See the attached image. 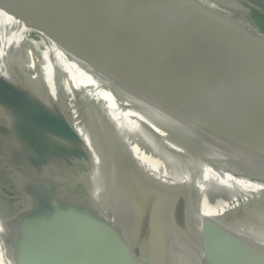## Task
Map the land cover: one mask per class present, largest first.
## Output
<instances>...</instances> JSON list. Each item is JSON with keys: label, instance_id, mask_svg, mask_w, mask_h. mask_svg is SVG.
Segmentation results:
<instances>
[{"label": "water", "instance_id": "95a60500", "mask_svg": "<svg viewBox=\"0 0 264 264\" xmlns=\"http://www.w3.org/2000/svg\"><path fill=\"white\" fill-rule=\"evenodd\" d=\"M66 1L7 0L5 4L0 0V10L21 20L27 28L46 19L51 30L65 41L68 52H73L75 45L92 62L150 90L153 99L174 113L188 152L195 151L196 143L193 123L184 108L264 103V31L256 28L250 33L253 26L249 20L195 0L206 11L195 19L207 34L221 40L219 47L226 58L243 68L241 71L254 72L260 78L240 76L241 71L220 65L224 60L211 49L212 44L206 41L203 45L194 38L196 30L185 23L183 27L187 28L174 30L172 21H161L160 29L180 45L176 51L137 32L134 26L127 28L126 36L151 56L165 76H173L168 79L127 50L120 38L126 36L107 31L85 5L116 21V25L125 23L126 18L142 21L140 16L129 15V10H145L155 5L154 0H73L76 11ZM252 2L264 10V0ZM239 30L247 34L240 41L236 39ZM183 51L189 55H183ZM117 58L126 67L116 65ZM9 66H13L9 68L11 78L0 74V105L8 109L12 130L21 140L10 144L33 152L28 158L5 153L13 166L21 168L29 163L38 170L49 163L47 154L37 149V138L25 134L28 130L68 148L51 156L54 163L95 178L92 155L79 133L82 130L89 133L88 139L104 165L96 178L114 183L118 191H132L147 199L131 208L75 206L69 200L57 199L61 185L56 181L46 179L34 187L23 184L22 189L39 203L37 214L19 221H1L7 233L5 242L15 249L17 264H264V107L252 115L233 112L238 117L233 124L242 136L234 146L222 147L213 154L214 164L202 163L196 168L182 165L165 171L162 178L152 173H161L159 170L149 173L142 168L128 144L137 148L143 136L164 142L171 138L165 129L131 115L120 105L68 89L58 95L43 92L37 89L33 70L27 71L24 68L28 67L20 63ZM183 81L195 84L199 93L181 87ZM118 147L136 184L106 173L110 168L116 172Z\"/></svg>", "mask_w": 264, "mask_h": 264}, {"label": "bare ground", "instance_id": "6f19581e", "mask_svg": "<svg viewBox=\"0 0 264 264\" xmlns=\"http://www.w3.org/2000/svg\"><path fill=\"white\" fill-rule=\"evenodd\" d=\"M3 1L6 2L7 0ZM191 1L189 3L183 2L182 4H177L174 0H154L155 5H148L145 10L130 9L129 15L140 16L143 20L126 18L125 23H116V25H119V33L126 34L124 30L126 31L127 28H130L131 22L129 20H132L144 25L152 31L150 33L156 36L159 42L176 51L181 49L180 45L166 36L168 32L160 29L161 21L163 19L165 21H172L173 24L171 25L175 26L174 30L185 29L187 27L183 26L186 24V26L196 30H194L196 32L194 33L196 34L194 38L202 41L203 45L206 41L212 44L211 49L217 51L222 60H224L220 65L231 66L234 72H240L243 68H238L230 59H227V54L225 55V52L219 47L221 40L212 38L207 34L201 24L195 19V15H205L206 11L204 7L198 1ZM66 2L76 11L77 7L73 0H67ZM88 7L90 11L95 12L90 6ZM187 9L193 11L194 14H191ZM151 13L152 16H150ZM144 19L146 20L144 21ZM45 21L35 27L26 29L23 25L24 22L21 20L0 13V56L9 47L25 50V43L28 40V44L31 46L37 61L31 62L30 59V62L27 61L25 63V61H21L20 64L28 67L24 68L27 71L33 70L32 75L37 89L55 95L68 89L95 100L120 105L131 115L159 125L171 135V138H167L164 142L174 149V151L178 152V154H181L182 157L186 158L187 162L185 165L188 167L196 168L202 163L214 164L213 154H216L222 147L234 146L238 142L242 133L233 124L234 119L238 122V117L233 112L240 115H252L264 107L263 102H255L246 106L219 103L204 109L184 108L193 123V138H195L196 143L194 145L195 151L187 154L189 150H187L186 137L180 123L173 112L153 99L150 90L141 88L128 79L92 62L75 45L73 52H68L69 50L64 48L66 43L59 36L60 34H55L51 30L49 22L46 19ZM111 21V23L116 22L114 20ZM45 24L49 26H45ZM167 30L172 31L168 27ZM125 47L156 73L168 79L173 77L165 76L146 51L134 52L130 49V46L125 44ZM187 54L189 55L188 52L183 51V55L188 56ZM8 63L10 62L0 61V74L9 79L11 78L9 68L13 66L8 67ZM115 64L120 67H126L124 62L118 58L115 60ZM232 69H230L231 72L233 71ZM238 74L245 77L260 78L254 72L241 71ZM179 85L191 92L199 93V89L195 84L183 81ZM7 115H9L8 109L0 105V122ZM79 133L86 139L87 147L91 155L94 156V174H96L93 179L83 172L69 171L64 165L54 163L51 159L46 167L38 170L31 164H25L23 161L20 163L25 165L21 168L13 166L0 147V264H17L15 262V249L5 242L7 233L1 226V221L5 219L19 221L21 217L36 215L37 209L40 208L38 201L22 189L23 184L34 187L39 186L46 179L56 181L61 185L57 199L59 201L69 200L75 206L80 204L91 207L99 204L100 207L114 208L122 206L124 208H131L147 202L146 198L132 191H118L114 183H104L100 178H96L99 171L104 168L102 159L88 139L89 133L82 130ZM12 134L16 135L14 132ZM143 137L138 142L142 143L137 148H133L132 145L128 144L129 146H127L130 147L128 149L131 150L135 161L142 168L146 169L149 173L159 170L161 173H152L164 178L166 170H162L161 168L164 164L160 158L153 155L152 151H156V154L160 153L159 155L162 154L163 159H167L169 155H166L164 150L160 151L157 148L155 139L147 136ZM133 138L136 139V136L134 135ZM18 141L21 140L19 139ZM164 142L162 143L164 144ZM1 144L4 146L5 143L0 141ZM27 152L28 154L32 153L29 150ZM147 153L152 154L151 159H154L153 162L149 159ZM11 201H14V203ZM7 210L12 214L6 213Z\"/></svg>", "mask_w": 264, "mask_h": 264}, {"label": "rangeland", "instance_id": "374dc122", "mask_svg": "<svg viewBox=\"0 0 264 264\" xmlns=\"http://www.w3.org/2000/svg\"><path fill=\"white\" fill-rule=\"evenodd\" d=\"M202 1L209 4V5H213L216 8H219V9L227 12L228 14L232 15L235 18L249 20L251 22L250 24L253 26V27H250V29L248 30L250 33L253 29H256V28L257 29H263L264 28V10L263 9L260 10V9L256 8V5H254L252 0L250 1L251 5L249 3H247L246 0H202ZM3 2L5 4H7V1L6 2L3 1ZM85 5H86L87 9L89 10L88 5L87 4H85ZM89 12L93 15V17L100 20V22L102 23V25L104 26V28L107 31H109L113 34H115V33L117 34L120 32V30L118 29L119 25H115L114 23H111L110 22L111 20H109L105 15L98 13L97 11H95L93 13L92 11L89 10ZM0 13L7 14V16H10L14 19H17L15 16L9 15L8 13H6L4 11L0 10ZM129 21L131 22V27L134 26L136 28L137 32H141V33H144L146 35H149L150 37H153L155 40L159 41V39L156 38V36H154L152 33H150L152 31L147 29L144 25H141V24H139L135 21H132V20H129ZM23 25L27 29L26 24H23ZM112 27H114V28H112ZM134 27H132V28H134ZM239 31H240L239 32L240 34H237V36H236V39L238 41H240L242 36L245 37V35H247L244 30H239ZM125 32L126 31L124 30V33ZM124 35L126 36V34H124ZM126 39H128V40H126ZM126 39H125V37H122V40H124L125 44L127 46H130L131 47L130 49H132L134 52L135 51L136 52L142 51V49H140L133 42V40L129 39L128 37ZM26 43H25V46H26L25 50L18 49V48L12 49L11 47H9L7 50L4 51L3 55L0 56V61L1 62H3V61L4 62H10L12 64H18V63H21V61H25V63L27 61L30 62V59H31V62L32 61L34 62V60L37 61V58H35L31 46L28 44V40ZM238 45L240 46V44H238ZM0 52H1V48H0ZM32 56H34V58H32ZM15 112L17 113V111H15ZM16 123H18V122L16 121ZM13 126L14 125L12 124V122H10L8 120L7 117H3L2 122H0V141L5 143V144L3 147H1V150L4 151V153L13 155V157L14 156H17V157L19 156L20 158L30 157L31 155H33V152L28 154V152H27L28 150L21 148V147L18 148L19 147L17 145L18 141H17L16 137L14 136V134H12V132L14 130ZM13 142L14 143L17 142L16 146H18V147H16L15 145H11ZM155 143L157 144V148H159L160 151L164 150V152H166V155H169V157L165 161L162 160V162L164 164L161 167L162 170L172 171L173 169H176L179 166L185 165V163L187 162L185 157H182L181 154H178V152L174 151V149H172L167 144H165V143L163 144L161 141H157V140ZM63 151L67 152L66 150H63ZM152 153L154 156L159 158L158 154H156V151L155 152L152 151ZM191 153L188 152V154H191ZM147 155H148L149 159L153 162L154 159L153 160L151 159L152 154L150 155V153H147ZM115 156H116L115 160L117 163L116 172L114 173V170L113 169L111 170V168H110V170H107L106 173L108 175H112V176H113V174H115L119 178L120 181H123L125 183H126V181L132 180L133 184H136L137 182H136L135 178H133L131 176L132 172H130L129 168H126L127 167V159L123 155V151H122L121 147L117 148V151H115ZM91 158H94V156L92 155ZM90 160H92V159H90ZM110 161L113 162L114 157H112V159H110ZM83 162H86V161L84 160ZM83 165L85 166L86 163H83ZM94 165H95V160H92L91 161V166H92L91 169H93V170L95 169ZM105 171H106V169H105ZM6 213L9 214V211L8 212L6 211Z\"/></svg>", "mask_w": 264, "mask_h": 264}, {"label": "flooded vegetation", "instance_id": "af4514ba", "mask_svg": "<svg viewBox=\"0 0 264 264\" xmlns=\"http://www.w3.org/2000/svg\"><path fill=\"white\" fill-rule=\"evenodd\" d=\"M26 133L33 135L35 138H37V149L44 151L47 154L46 157H49V160L51 159L52 155H59L61 150H65L64 146L59 145L57 141L48 136H45L44 134L33 133L28 130L27 132L25 131V134ZM67 150L68 148L66 149V151Z\"/></svg>", "mask_w": 264, "mask_h": 264}, {"label": "trees", "instance_id": "16d2710c", "mask_svg": "<svg viewBox=\"0 0 264 264\" xmlns=\"http://www.w3.org/2000/svg\"><path fill=\"white\" fill-rule=\"evenodd\" d=\"M262 30L264 31V28Z\"/></svg>", "mask_w": 264, "mask_h": 264}]
</instances>
